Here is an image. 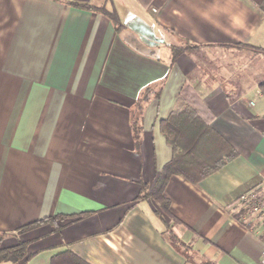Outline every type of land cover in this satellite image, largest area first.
Listing matches in <instances>:
<instances>
[{
	"label": "crops",
	"instance_id": "0c3cea01",
	"mask_svg": "<svg viewBox=\"0 0 264 264\" xmlns=\"http://www.w3.org/2000/svg\"><path fill=\"white\" fill-rule=\"evenodd\" d=\"M100 7L117 13L121 31ZM182 40L198 48L172 62L170 46ZM256 48L264 0H0V249L28 242L22 264H51L65 251L87 264H191L154 202L138 199L171 159L160 122L187 84L237 157L198 185L170 177L173 232L194 264H264V218L232 215L264 185ZM160 83L136 148L134 104ZM56 215L64 219L18 232Z\"/></svg>",
	"mask_w": 264,
	"mask_h": 264
},
{
	"label": "trees",
	"instance_id": "16d2710c",
	"mask_svg": "<svg viewBox=\"0 0 264 264\" xmlns=\"http://www.w3.org/2000/svg\"><path fill=\"white\" fill-rule=\"evenodd\" d=\"M136 1L143 8H148L153 0ZM85 8L92 9V7ZM93 9L109 19L116 32L123 29L124 26L119 21L115 11L109 12L101 7ZM182 41L181 45L170 46L172 62H175L179 55L198 48L187 40ZM256 49L255 51L257 53H264V50ZM161 88V83L147 87L136 99L131 117L132 138L136 148L139 147L141 143V120L145 103L152 97H158ZM258 89L264 96V81L258 84ZM191 94V88L187 84H184L179 92L176 106L169 116L160 122V130L171 148V159L163 166L150 190L148 185L141 184L138 199H150L154 202L157 207L154 211L155 215L162 221L165 228V235L170 245L178 253L184 255L191 264H194L192 262V256L189 254L190 246L181 241L173 232V227L180 222L170 213V203L168 199L164 197L166 185L170 177L174 175L183 177L193 185H198L203 179L235 159L237 157V152L210 126L209 121L199 114ZM258 197L264 204V193ZM247 213H250V209L243 204L242 209L232 215L239 219ZM63 219L64 216H51L25 225L19 228L18 232L22 233L31 228ZM0 237H2V234H0ZM27 247L28 242H19L13 247L0 249V264H22L26 262L28 259L26 255ZM51 264L87 263L75 257L69 251H65L61 255L55 256ZM200 264L211 263L202 262Z\"/></svg>",
	"mask_w": 264,
	"mask_h": 264
},
{
	"label": "built area",
	"instance_id": "2783aa9c",
	"mask_svg": "<svg viewBox=\"0 0 264 264\" xmlns=\"http://www.w3.org/2000/svg\"><path fill=\"white\" fill-rule=\"evenodd\" d=\"M241 199L245 202L244 206L249 208L251 213H254L255 215H259L262 218H264V204L262 203V200L257 196L255 192H250L247 195L242 196ZM263 259H264V251H263Z\"/></svg>",
	"mask_w": 264,
	"mask_h": 264
},
{
	"label": "rangeland",
	"instance_id": "374dc122",
	"mask_svg": "<svg viewBox=\"0 0 264 264\" xmlns=\"http://www.w3.org/2000/svg\"><path fill=\"white\" fill-rule=\"evenodd\" d=\"M253 192H255V193L257 194V196H261V195L264 193V185L261 186V187H259V188L254 189ZM243 204H245V202H244L242 199H241V200H238V202H237V204L235 205V207H237V208L240 210V209H242ZM252 214H253L254 216H257V215H255L254 213H251V216H252ZM252 217H253V216H252ZM252 217L247 218V220H250ZM48 224H50V225H55V222H51V223H48Z\"/></svg>",
	"mask_w": 264,
	"mask_h": 264
}]
</instances>
